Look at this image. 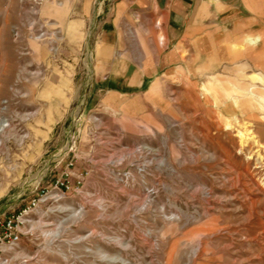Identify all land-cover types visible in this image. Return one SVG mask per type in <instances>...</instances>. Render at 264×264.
<instances>
[{"label": "rangeland", "instance_id": "374dc122", "mask_svg": "<svg viewBox=\"0 0 264 264\" xmlns=\"http://www.w3.org/2000/svg\"><path fill=\"white\" fill-rule=\"evenodd\" d=\"M199 9L129 86L95 70L100 22L0 0V218L42 194L9 264H264V0Z\"/></svg>", "mask_w": 264, "mask_h": 264}, {"label": "crops", "instance_id": "0c3cea01", "mask_svg": "<svg viewBox=\"0 0 264 264\" xmlns=\"http://www.w3.org/2000/svg\"><path fill=\"white\" fill-rule=\"evenodd\" d=\"M65 1L67 12L73 11L78 14V17L74 18L76 24L82 25L86 22L93 25L100 22L102 29L111 30L104 32V39L97 46L95 70L99 75L126 78V84L129 86L142 84L146 77L160 75L157 71H160L163 64L168 61V55H171V59L178 60L176 41L173 40L182 36L184 28L194 27L200 12L199 0ZM189 5L192 8L186 16ZM101 12L103 14L100 19L95 20V16ZM185 22L190 24L185 26ZM139 30H143V33ZM143 36L158 39L150 42L153 47L148 48V44L137 40ZM161 36L166 39L165 47L162 45ZM125 37L128 38L126 43L125 40L121 41V38ZM214 37L210 35L207 46L199 49V52L207 50L205 58L209 61L215 54ZM221 41H225L223 37ZM233 104H237L236 99H233Z\"/></svg>", "mask_w": 264, "mask_h": 264}, {"label": "built area", "instance_id": "2783aa9c", "mask_svg": "<svg viewBox=\"0 0 264 264\" xmlns=\"http://www.w3.org/2000/svg\"><path fill=\"white\" fill-rule=\"evenodd\" d=\"M67 188L66 183L59 182ZM42 194L29 200L23 208L17 212H13L8 216L0 218V264H9L11 255L18 247L20 236L23 234V227L26 222L27 215L37 205Z\"/></svg>", "mask_w": 264, "mask_h": 264}, {"label": "bare ground", "instance_id": "6f19581e", "mask_svg": "<svg viewBox=\"0 0 264 264\" xmlns=\"http://www.w3.org/2000/svg\"><path fill=\"white\" fill-rule=\"evenodd\" d=\"M57 196V195H56ZM14 257V256H13Z\"/></svg>", "mask_w": 264, "mask_h": 264}]
</instances>
